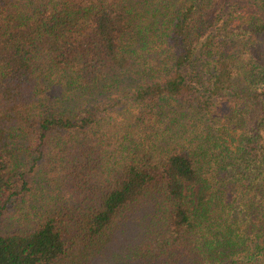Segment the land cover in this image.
Segmentation results:
<instances>
[{
    "label": "trees",
    "instance_id": "1",
    "mask_svg": "<svg viewBox=\"0 0 264 264\" xmlns=\"http://www.w3.org/2000/svg\"><path fill=\"white\" fill-rule=\"evenodd\" d=\"M213 1L0 0V264H264V0Z\"/></svg>",
    "mask_w": 264,
    "mask_h": 264
},
{
    "label": "rangeland",
    "instance_id": "2",
    "mask_svg": "<svg viewBox=\"0 0 264 264\" xmlns=\"http://www.w3.org/2000/svg\"><path fill=\"white\" fill-rule=\"evenodd\" d=\"M243 1V2H242ZM214 0L213 1V5H212V13H219L221 11H226L230 6L231 4L235 3L236 2H240L239 4L243 7V3L244 0ZM131 230H134L133 227H129L128 228V231L126 234H119L118 236V240L117 242L114 243L113 246H111V253H108V256L105 258V259H101L100 262L102 263H110L112 261V253H115V254H122L124 252V250L126 249L125 246H127L129 244L130 241L126 242L127 239H129L131 237ZM133 235V233H132ZM123 259L120 260V262H122ZM130 264H152V263H149V262H141L140 260L138 261H134V262H130Z\"/></svg>",
    "mask_w": 264,
    "mask_h": 264
}]
</instances>
